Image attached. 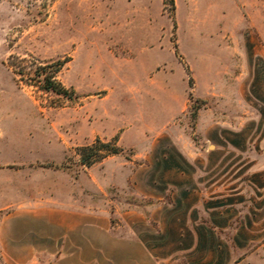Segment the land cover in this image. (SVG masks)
Listing matches in <instances>:
<instances>
[{"label":"rangeland","instance_id":"1","mask_svg":"<svg viewBox=\"0 0 264 264\" xmlns=\"http://www.w3.org/2000/svg\"><path fill=\"white\" fill-rule=\"evenodd\" d=\"M0 264H264V0H0Z\"/></svg>","mask_w":264,"mask_h":264},{"label":"trees","instance_id":"2","mask_svg":"<svg viewBox=\"0 0 264 264\" xmlns=\"http://www.w3.org/2000/svg\"><path fill=\"white\" fill-rule=\"evenodd\" d=\"M41 81L40 87L44 90H53L62 94L67 93L66 90L55 79H51L50 76L44 81ZM117 152L118 148L116 145L111 142H103L100 139H96L90 144L79 146L75 149V155L82 167H90L94 163L101 161L107 155L116 154ZM69 167L70 166L67 164H58L54 166L55 169Z\"/></svg>","mask_w":264,"mask_h":264},{"label":"crops","instance_id":"3","mask_svg":"<svg viewBox=\"0 0 264 264\" xmlns=\"http://www.w3.org/2000/svg\"><path fill=\"white\" fill-rule=\"evenodd\" d=\"M72 214H74V215H80L79 213H72ZM215 224V223H214ZM65 227H69V225L68 224H65Z\"/></svg>","mask_w":264,"mask_h":264}]
</instances>
